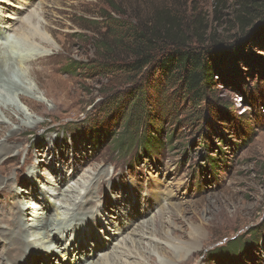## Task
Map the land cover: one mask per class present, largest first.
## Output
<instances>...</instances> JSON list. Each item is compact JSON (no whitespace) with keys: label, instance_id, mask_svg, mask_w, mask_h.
Wrapping results in <instances>:
<instances>
[{"label":"rangeland","instance_id":"obj_1","mask_svg":"<svg viewBox=\"0 0 264 264\" xmlns=\"http://www.w3.org/2000/svg\"><path fill=\"white\" fill-rule=\"evenodd\" d=\"M165 5L187 12V30L199 34L207 30L219 44L233 45L249 32L264 29V0H0V29L6 36L0 40L6 44L2 54L16 57L6 70L12 81L27 83L13 96L0 90V103L12 104L8 111L15 121L0 111L6 120L0 141L7 128L27 125L9 154L16 167L0 171L3 177L7 170L12 173L8 186L0 184V208L10 210L17 201L22 209L32 205L37 214L45 211L48 220L76 215L77 223L91 217L97 222L90 229L98 240L96 251L82 227L80 242L76 237L54 241L55 251L65 246L70 250L67 256L57 252L52 260L45 252L35 264L101 262V255L110 254L135 230L147 236L158 230L154 235L160 239L174 227L183 248H172V254L160 251L173 264H264V35L251 37L258 59L240 62L238 77L216 78L198 111L183 101L171 117L163 116L157 148L145 140L129 144L122 119L125 102L115 98L129 85L74 71L76 62L85 67L97 58L96 39L107 27L106 17L115 15V7L119 15L130 18ZM33 24L45 37L42 41L38 36L28 38ZM41 57L45 65L41 61L29 66ZM30 69L36 70L32 78ZM21 94L30 108L20 100ZM17 106L26 114L22 116ZM94 126L98 134L89 130ZM166 133H173L172 142ZM122 140L125 145L120 148ZM28 151L37 156L36 165ZM83 182L80 199L69 206L71 202L60 195H71L72 187ZM157 196L160 202L154 201ZM167 196L176 209L158 215ZM24 215V222L35 219ZM119 234L117 241L110 237ZM9 242H0V251L10 248ZM27 251L25 261L41 254ZM131 253L127 264L135 258V264H160L153 238L136 242ZM82 255L87 256L86 263L80 260Z\"/></svg>","mask_w":264,"mask_h":264},{"label":"trees","instance_id":"obj_2","mask_svg":"<svg viewBox=\"0 0 264 264\" xmlns=\"http://www.w3.org/2000/svg\"><path fill=\"white\" fill-rule=\"evenodd\" d=\"M149 10L146 16L129 18L119 15L115 7V15L106 17L107 27L96 39L97 58L85 67L76 62L74 71L94 72L96 76L112 77L117 84L129 85L128 90L115 97L125 102L122 119L129 144L145 140L157 148L163 133V116L170 113L171 117L183 101L199 109L207 100V93L214 89L216 78L240 76V62L250 64L258 59L250 42L252 36H263L264 29L225 45L207 30L202 34L187 30V12L166 5ZM226 109L230 107L227 105ZM95 128L89 130L98 134ZM166 136L172 142L173 133ZM124 140L118 141L120 148L125 145Z\"/></svg>","mask_w":264,"mask_h":264},{"label":"bare ground","instance_id":"obj_3","mask_svg":"<svg viewBox=\"0 0 264 264\" xmlns=\"http://www.w3.org/2000/svg\"><path fill=\"white\" fill-rule=\"evenodd\" d=\"M7 29H8V27H7ZM32 29L33 30L31 32H29L28 38L38 36L40 38V39L39 38L38 39L42 41L44 36L36 28V25L33 24ZM2 33H3V31L0 29V40L6 39V36ZM44 39H45V37H44ZM5 45H6L5 43H0V67H1V70H0V90L8 93L11 96H13L14 91L15 92L24 91L26 89L25 86H27V83L24 82L23 84H19L18 82H14L9 78V73H8L9 70H6V66L12 60H14V63H15L16 57H14V56L10 57V55L8 54L9 52H5V55L2 54V50L5 48ZM8 46H7V48H9ZM8 57H10V59H8ZM43 58L44 57L37 58L35 60H31L28 64H29V66H31V64H34L36 62L39 63L41 61H44V65H45V60ZM25 59L26 58L24 57V60ZM24 60H22V61H24ZM23 63H25V61ZM34 73H36V70L30 69L31 78H32V76H35ZM39 89L40 88H37L35 93H36V95L39 96V99L42 101V98L40 97V95L38 93ZM20 100L21 101L23 100L27 104L28 108H30L29 103L27 102L29 100L26 99L23 96V94H21ZM40 103L43 104L42 102H40ZM11 105L12 104L10 102H8V104L6 102L0 103V111L5 117H8L12 122H15L10 117L11 115H10L9 109H10ZM16 110L22 116L26 114L25 109H23L19 106H17ZM5 124H6L5 118H2V116L0 115V129H3ZM33 127H38V124L34 123ZM26 128H27V125L24 124V125L19 127V130L18 129H10V128L6 129L8 133L6 132V134L4 135L5 137H3L4 140L0 141V171L5 170L2 167H5V168L12 167L13 164L11 165V163L16 162L15 158L10 156L9 154L13 153L16 150L15 139L18 137V134L22 131H25ZM0 140H2V139H0ZM28 152L30 153L28 155V157L30 156L32 158V164L34 163L36 165L37 162L35 163V159L37 156H35V153L33 151H28ZM33 159H34V161H33ZM13 167H16V166H13ZM4 175H5L4 177L0 176V184H2L4 186H8V183L6 184V181L8 182L9 179H11L12 173H10L7 170L6 172H4ZM85 185H86V182H83V183H81L80 187H72L71 192H70L71 195H69L68 194L69 192H68L67 193L68 195L67 194H61L60 196L61 197L66 196V198L71 202L69 206H73L80 199L79 195L84 191V189L81 187L85 186ZM78 191H79V193H78ZM23 199H25V198H23ZM159 200H160L159 196L154 198L155 202H158ZM32 202H33V200H31V203ZM163 202L164 203L167 202V203L166 204L161 203V205L158 209L159 210L157 213L158 215L162 214L165 210L170 211V213H171L172 208L176 209V207L173 206L174 204L172 203V197L171 196H169V197L167 196V198L163 199ZM47 207L49 208L50 206H47ZM9 208H11V209L7 210V211L10 212V215H5V212H7V211H5V208H3V209L0 208V242L3 244H7V241H10L9 243H11L10 248H5L3 251H0V264H24L25 262H26L25 264H35L36 261L38 260V258H40L43 255V253H45V252H47V254L51 255L50 258L52 260H53V256L56 255L57 252L58 253H66L65 256H67V254H68V252H70V250H66L65 249L66 246H65L64 249H61L60 251H55L56 246L55 247L53 246L54 241L56 240L60 243L61 241H63L64 237H70V238L76 237V239H77L76 242H80L82 239L79 240L78 237H80L79 235H81L82 231H84L82 229V227H86L85 231H87L88 235L92 237V239L90 241L93 243V245H92L93 250L96 251V249H97L98 240H97V238H94V234L91 233V230H92L91 228H93V226H95V224L97 223V222H95V220H96L95 218L91 217L86 223H84L85 220L82 221V219L79 220L80 222L82 221V223H77L76 221H78V216H76V215H73L72 219L69 218L68 220L66 217L60 221L58 220L59 217L57 219L55 218L52 220H48L45 216V211L44 212L42 211L41 214H37L33 210H31L32 208H34V206H32V205H28V206H26V208L22 209L18 205L17 201L12 202L10 204ZM37 209H38V207H37ZM77 211L82 212V209L78 208ZM24 213L29 214V215H33L35 219L28 218V219H26V221H28V222H24V220H23V219H25ZM176 213L179 214V212H176ZM89 214L91 215V212ZM1 217H4V219L1 220ZM87 217H89V216H87ZM37 218H38V220H37ZM1 223L3 225H1ZM111 223H112L111 221H110V223L108 222V225ZM156 227H158V226H156ZM175 231H176L175 227L172 228L171 230L169 229V231L166 232L165 234H161L160 239L155 237V235H154V233L158 232V230L153 233V229L150 233H148V235H150V236H147V234L142 232V231H136V230L132 233V235L130 237L126 236L125 238H123L121 234H119V237H117V238L113 237V235L112 236L110 235V237L114 241H117L118 238L122 237L120 244H118V247L114 248L110 254L101 255L102 256L101 262L95 263V262L89 261L88 264H116L114 262L117 261L119 263V259L124 258V260H125L126 259L125 257H127V259H128V260L127 259L125 260V264H127L129 259L133 258V254L131 253L132 245L134 246V244L136 242H139V240L141 241V239L143 240L144 238H147V237H150L151 239L153 238V240H154V249L161 256L160 264H173L174 262L172 260L168 259L166 257L167 256L166 254H172L171 253L172 248L174 250L179 251L180 248L184 244L181 240H179L177 238L176 233H174ZM129 244L131 245L130 248H129ZM160 244H163L162 248L159 247ZM28 248L29 249L31 248V250L34 253H41V254H37L34 257V259L31 261H25V258L28 256V251H27ZM61 248H63V246ZM7 249H10V250L6 251ZM160 251H166L165 252L166 254H164L162 256L160 254ZM84 257L87 258V256L82 255L80 257V260L85 262ZM30 258H32V257H30ZM136 261H137V258L132 260L131 263L135 264ZM79 264H83V262L82 263L80 262Z\"/></svg>","mask_w":264,"mask_h":264}]
</instances>
